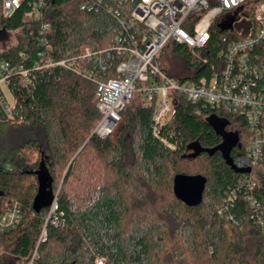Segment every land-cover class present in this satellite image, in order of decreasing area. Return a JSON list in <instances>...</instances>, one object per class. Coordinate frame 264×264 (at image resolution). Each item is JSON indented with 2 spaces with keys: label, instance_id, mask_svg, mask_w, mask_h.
Listing matches in <instances>:
<instances>
[{
  "label": "trees",
  "instance_id": "trees-1",
  "mask_svg": "<svg viewBox=\"0 0 264 264\" xmlns=\"http://www.w3.org/2000/svg\"><path fill=\"white\" fill-rule=\"evenodd\" d=\"M31 2L11 18H4L0 7V36L11 32L17 38L0 52V61L29 67L37 60L43 23L51 25L54 60L74 56L84 46L108 49L122 34L110 13L89 9L81 0H46L42 18L26 22ZM223 27L212 25L202 50L168 43L160 60L174 54L188 73L167 72L161 64L162 70L179 82L209 75L220 64L217 54L240 38L237 30ZM121 59L113 55L108 77H116ZM8 91L13 108L10 117L0 115V139L9 130L21 138L8 149L6 162L29 170H0V211L14 202L22 205L17 227L0 232V250L33 264H98L99 259L103 264H264V223L252 220L255 207L241 192L228 201L242 174L219 151L191 156L194 151L189 149L220 146L223 137L211 120L220 121L226 133L238 134L231 152L236 163L247 140L242 118L212 112L174 93L169 119L155 136L154 104L135 94L116 131L102 139L94 133L102 115L93 80L54 67L28 79L13 77ZM72 161L60 187L64 174L59 178V172H66ZM42 165L50 176L47 190L53 198L57 195L54 211L52 204L34 208L39 192L35 172ZM178 176L207 180L199 205L188 206L176 197ZM252 177L257 182L253 197L262 203L264 165L255 168Z\"/></svg>",
  "mask_w": 264,
  "mask_h": 264
},
{
  "label": "built area",
  "instance_id": "built-area-1",
  "mask_svg": "<svg viewBox=\"0 0 264 264\" xmlns=\"http://www.w3.org/2000/svg\"><path fill=\"white\" fill-rule=\"evenodd\" d=\"M31 0H0L4 18H11ZM89 9L103 8L120 24L122 34L108 49L93 51L84 46L74 56L54 60V45L49 39L51 25L39 27L42 50L29 67L0 61V115L11 116L13 103L7 99L8 85L13 77L28 79L33 73L62 67L96 83V101L102 118L94 133L102 139L111 136L123 121V111L135 94L154 104L152 133L159 135L172 110L173 94L188 103L238 116L245 121L247 140L244 155L235 163L242 174L228 195L233 201L237 192L244 193L256 213L252 220L264 223V202L253 194L257 182L255 168L264 165V0H81ZM46 0H32L25 14L26 22L42 18ZM201 17L196 20L192 16ZM235 20L243 28H235ZM214 23L237 30L240 38L217 54L219 66L198 81L179 82L161 68L160 57L170 42L192 50L204 49L211 37ZM122 59L115 68L116 77H108L112 58ZM22 58L27 59L25 54ZM206 62V60H204ZM11 96V95H10ZM57 208L54 203L52 210ZM221 213V212H220ZM22 219V205H7L0 211V232L17 227ZM46 233L43 232L42 239ZM99 259L98 264H103ZM31 264V263H30Z\"/></svg>",
  "mask_w": 264,
  "mask_h": 264
},
{
  "label": "water",
  "instance_id": "water-1",
  "mask_svg": "<svg viewBox=\"0 0 264 264\" xmlns=\"http://www.w3.org/2000/svg\"><path fill=\"white\" fill-rule=\"evenodd\" d=\"M229 26H224L223 29H229ZM211 123L216 127L218 132L223 137V142L220 146L212 150H204L199 145H193L189 149L193 150L194 153L191 156L199 155L201 152H208L209 154H214L215 152H221L223 159L225 162L237 173L239 174H249L251 173V169H239L236 167L232 157L231 152L235 146H237L239 137L238 134L234 133H226L225 127L226 124L220 121L211 120ZM85 146V145H84ZM73 161L70 163L68 169L65 172L63 180L61 182V186L66 178V175L72 165ZM39 181V192L34 202V208L39 211L44 205H53L57 203V195L55 198L51 196V192H48L50 176L48 171L45 169L44 165L41 166L40 170L35 172ZM207 180L201 176L195 177H186V176H178L175 179L174 191L177 198L182 200L188 206H196L199 205L203 198V193L206 187ZM35 257V256H34ZM33 264V260L31 261Z\"/></svg>",
  "mask_w": 264,
  "mask_h": 264
},
{
  "label": "rangeland",
  "instance_id": "rangeland-1",
  "mask_svg": "<svg viewBox=\"0 0 264 264\" xmlns=\"http://www.w3.org/2000/svg\"><path fill=\"white\" fill-rule=\"evenodd\" d=\"M235 28L241 30L243 26L235 20ZM17 43L16 35L11 32H5L0 36V52L7 50L11 46ZM161 64L165 68L167 72L176 73L179 71H183L182 75H187V71L184 69L183 61L174 54L167 53L165 54L161 60ZM7 99H9L10 103L13 102L12 97L7 94ZM117 134V133H116ZM115 134V135H116ZM114 135V136H115ZM21 138V135L16 133L13 130L5 131L2 138L0 139V170H10V171H28L29 169L25 166H21L19 164H15L13 162H6L9 159L8 149L14 145H17L18 140ZM40 141H42V137L39 136ZM43 144V141H42ZM45 150V147H42ZM41 158H39V161ZM51 161V158H49ZM65 175V170H60L59 178ZM60 187H61V179ZM31 263V262H30ZM28 261H23L17 258L10 256L4 251L0 250V264H30Z\"/></svg>",
  "mask_w": 264,
  "mask_h": 264
}]
</instances>
